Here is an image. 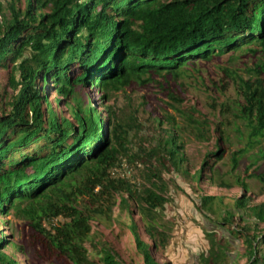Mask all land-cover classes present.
<instances>
[{
  "label": "trees",
  "instance_id": "obj_1",
  "mask_svg": "<svg viewBox=\"0 0 264 264\" xmlns=\"http://www.w3.org/2000/svg\"><path fill=\"white\" fill-rule=\"evenodd\" d=\"M238 53L258 57L247 78L222 70L240 99L249 143H258L264 139V0H0V216L28 221L68 264H126L107 242L90 241L95 256L84 246L92 220L108 218L119 195L144 264H160L153 252L163 253L170 239L160 217L169 201L164 174L185 173L186 137L208 142L217 135L215 150L192 178L231 188L216 167L227 152L223 123L211 122L173 93L168 105L181 121L166 111L142 121L137 111L109 102L131 83L168 75L177 80L202 62L225 54L232 62ZM49 83L67 100L68 118L54 111ZM86 88L98 93L101 111ZM245 152L232 153L234 165ZM131 168L142 184L121 174ZM251 178L264 186V174ZM215 200L201 198L199 210L228 226L241 212V229L227 232L241 240L246 264H264V202L251 204L244 196L223 210ZM59 217L64 222L54 224ZM3 237L0 264H19L3 251L16 246ZM205 237L209 249L202 264H223L231 242L215 231L206 230Z\"/></svg>",
  "mask_w": 264,
  "mask_h": 264
},
{
  "label": "rangeland",
  "instance_id": "obj_2",
  "mask_svg": "<svg viewBox=\"0 0 264 264\" xmlns=\"http://www.w3.org/2000/svg\"><path fill=\"white\" fill-rule=\"evenodd\" d=\"M21 1L24 5V0ZM236 55H239L238 58L232 62L229 60V54L202 62L198 65L197 71L177 80L168 75L164 78L155 77L153 81L145 85L131 83L109 102L117 108L127 109L126 111H137L142 121H146L150 114L156 118L165 111L174 115L177 121H181L177 112L168 105L171 103L168 95L173 93L184 100V105L195 106L207 115L211 122L223 123L227 138V145H225L227 152L224 158L217 162L216 167L219 169L220 177L227 181L231 188L212 185L206 180L197 183L192 178L195 171L201 169L207 152L215 150L217 135L212 133L208 142H198L191 136L186 137L184 141V152L187 158L184 166L185 173L172 169L171 172L164 174V180L169 187L167 194L169 201L161 211L160 217L162 226L170 234V239L163 253L153 252L154 258L160 264H202V257L207 255L209 249L205 237L206 230L215 231L218 237L224 236L231 242L223 264L247 263V255L244 253L241 240L227 232V229L229 231L241 229L242 221L238 215L241 212H235L237 216L235 222L233 226H228L216 223L218 219L213 214L199 210L201 198L205 196H213L217 202L221 200L223 210L234 209L236 199L244 196L251 198V204L264 202V186L261 187L260 181L256 178H251L252 175L264 174V158L260 157L261 152L264 151V139L258 143H249L247 129L239 114L240 99L236 94L233 81L222 70L224 68L236 70L239 75L247 78L246 69H252L258 57H253L251 53ZM4 75L3 72L0 73L5 81ZM49 84L47 95L54 111L68 118L69 114L65 105L67 100L58 95L51 88V83ZM85 92L94 102L95 107L101 111L100 100L95 89L86 88ZM56 99L61 102L57 103ZM212 99L215 103H212ZM221 104H224L223 110L220 107ZM239 150L246 152L242 156H236L238 161L234 165L231 155ZM138 172L131 168L121 174L130 178L135 176L136 180L142 184L143 181L139 178ZM237 181L245 182L250 190L245 192L241 186L236 185ZM119 202L120 196L115 195V205L108 218L98 217L92 220L91 233L88 241L84 242V246L91 256H95L92 250L93 243L90 241L93 240L96 245H99L98 242H107L118 258L126 264H144V259L137 252L134 238L128 228L131 223L129 213L120 209ZM3 218L8 221L7 226ZM64 220L59 217L53 223L60 224ZM134 220L139 226L142 238L147 241L139 216L135 215ZM43 225L49 227L44 220ZM261 229L264 230V225ZM0 233L2 237L6 235L8 240L17 246L8 245L3 251L14 257L19 264H68L63 257L48 249L28 221L12 213L6 217L0 216Z\"/></svg>",
  "mask_w": 264,
  "mask_h": 264
}]
</instances>
